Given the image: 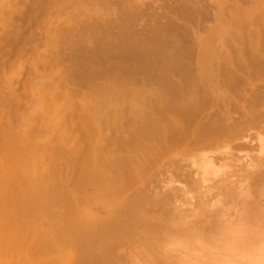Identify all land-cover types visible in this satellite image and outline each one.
<instances>
[{"label":"bare ground","instance_id":"bare-ground-1","mask_svg":"<svg viewBox=\"0 0 264 264\" xmlns=\"http://www.w3.org/2000/svg\"><path fill=\"white\" fill-rule=\"evenodd\" d=\"M12 1L0 0V14L9 12ZM43 1L49 4L53 0ZM124 1L128 0H55L68 28L53 32V36L56 35L61 48L73 49L66 56L65 86L75 95L97 98L104 106L113 95L124 102L128 93L122 88L138 83L143 91L133 94L135 105L152 99V114L138 120L139 110L135 105L129 109L116 105L97 124L96 108L90 115H80L75 124L64 116L58 119V114L47 117L42 114V101L49 97L53 87L43 84L41 91L32 97L35 107L19 126L13 127L6 124L10 115L3 109L7 102L3 92V101L0 99V264H111L119 249L127 253L128 264H264V172L249 183L234 187L223 178L222 168L206 151L185 154L198 174V184L174 206L169 219L148 212L134 199L135 187L153 168L159 151L167 154L175 151V144L186 137L180 138L178 132H185L186 126L190 128L203 109L219 100L220 90L232 93V99L236 95L238 98L243 89H240L241 79L258 74L260 78L264 73H261L264 0H252L253 9L244 7L246 0L233 1V9L229 8L234 15L225 10L229 0H214L220 13L228 12L232 18L223 22L221 14L225 24L219 18L213 29L195 40L192 51H184L177 40L170 39L163 29H167L164 23L151 30L160 35L153 41L154 51L147 47L144 37L133 40L130 36L124 40L105 36L107 30L101 22L111 15V5L121 6ZM34 2L38 3L33 1V6ZM185 5L182 9L191 21L203 17L204 11ZM131 9L127 15L133 18L136 14ZM178 9L181 11L179 6ZM8 34L4 36L7 39L11 33ZM251 43L259 49L248 50ZM138 46L144 49L139 51ZM151 52L156 53L154 66L147 57ZM187 55L191 60L194 57L195 67L206 69L202 75L193 70ZM218 57L221 65L215 61ZM246 80H243L245 84ZM8 86V90L1 86L2 91H11ZM224 116L220 117L224 119ZM204 127L199 128L204 130ZM156 141L162 143L158 151L154 144L158 146L160 142ZM120 147L124 155L118 158L115 150ZM209 147L212 148L211 143L205 148ZM214 150L229 155L227 144ZM256 150L264 156L261 143L256 144ZM178 155L173 161L182 165L184 158ZM212 187L224 192L211 201H204L206 191ZM96 202L107 208L106 217L96 216Z\"/></svg>","mask_w":264,"mask_h":264},{"label":"rangeland","instance_id":"rangeland-1","mask_svg":"<svg viewBox=\"0 0 264 264\" xmlns=\"http://www.w3.org/2000/svg\"><path fill=\"white\" fill-rule=\"evenodd\" d=\"M33 1L35 0H13L12 6H10L9 8V12L7 10L5 13L0 14V47L2 46V48H0V96L3 92H5L2 96H5V101H9L8 103L11 104L9 105L7 102H3L5 103L3 107L4 111L6 110L5 113H8L10 115L9 119H7L6 124L12 125L13 127L14 124H16V127L22 123L23 117L30 110H32V108L35 107L34 103H36V101H33L32 97L38 91H41L40 89L43 88V84H49L50 87H53L50 95H48L49 97L47 98L46 96L43 99L44 102L42 101V114L47 117H55L58 114V119L64 116L65 118H68L69 121L75 124L78 122L80 115H90V113H93L96 108L98 111V115L97 119H95V122L97 124L99 122V119L108 111V109H111L116 105H124V108L126 107L127 109L133 108L132 106L137 103L133 97V94H139L143 89V86L138 83L127 85L122 88L123 92L128 93V96L124 102L120 100L118 101L117 95H113L109 96L108 103L104 106L100 104V100L91 95H75V93L73 94L67 89L64 81V78L67 77V74L65 73L64 69L68 66V59L66 56L72 54L73 49H68L67 46L66 48H61L55 37L56 35L53 36V32L61 31L63 29L65 30L68 28V25L64 21V14L60 13L61 11L58 7V3L55 2V0H51L52 2L49 4L43 3L45 2L43 0H36L38 3L34 2V6L32 3ZM233 1H236L235 3L238 2V0H232V2H230L229 0V3L226 2L225 10L230 11L229 13L224 11L226 14H230L231 12L234 13V11L230 10L229 8L233 6ZM246 1L247 2L244 7H251L250 3H252V0ZM187 2L188 0L124 1L122 4L123 6L111 5V15L107 16V19L102 21L101 25L106 27L107 31H105V36H111V38H114L116 36L117 38L121 37L125 40L128 37L132 36L134 40L144 37L148 41L147 47L149 46V49H153L152 51H154L156 44L153 41H156L157 37H159L160 35H156L154 31L151 30L154 27H158V25L164 23L167 25V29L166 27H164L163 29H165V33L170 36V39L177 40L182 45L184 51H192V46H195V40L204 37L206 35V32H208L211 28L213 29L215 23L219 18V22H222L223 18L224 22L225 19H227L228 17L232 18L231 15H234L232 13L230 16L222 12L220 13V10L217 9V5H215L216 3L214 0H189V4ZM230 3H232V5ZM184 4H187L190 7L195 8L196 10L204 11L206 13L205 14L203 12L205 16L203 15V17L201 18L197 17V20L195 19L194 21V19H192L191 21L189 14L185 13L186 11L182 9V5L184 6ZM178 6L181 8V11H179ZM33 7L40 10L38 11L36 9H33ZM44 8H46L45 11ZM129 8H132L131 10H133L136 14L135 16H133V18L129 17L130 14L127 15V11L129 10ZM253 8L254 7L252 5L251 9ZM41 9H43V12H41ZM231 9H233V7ZM221 14L224 16L222 19ZM120 16H122L123 18ZM119 17L120 20L123 19L124 23L116 22V20L120 21ZM126 17H129L130 19L128 18V20H126ZM199 19H201V22ZM128 21H131V24H128L130 23ZM223 22L222 24H225ZM125 24L127 25L126 28L130 26L129 30L128 28L126 30V28L124 27ZM13 28L14 32H10L11 30L13 31ZM7 31L10 32L11 35L13 34V37L10 35V33L8 34ZM14 33L17 34L14 35ZM6 34L10 35V38H5L4 36H6ZM16 35L17 38H14ZM11 38L12 42L7 41ZM3 39L7 40L4 41ZM13 39H15L16 41ZM2 40L5 44L7 43L6 45L8 47L3 44ZM150 40H152L151 43ZM133 43L136 42L134 41ZM83 44L87 43L83 42ZM254 44L255 43H251V47H247L248 50L253 48V50L255 49V51H257L256 49L258 48V45L256 46V44ZM152 46L154 48H152ZM147 47L145 44V49H147ZM136 49L140 51L143 50L144 47L142 48L138 46L136 47ZM253 50L252 52H254ZM248 52H246V54H248ZM147 57L151 61L152 66H154L156 62V53H148ZM216 59L215 61H217L219 65H221V58L218 57ZM186 60L190 62L191 67L193 66L192 68L196 71V73H200L202 75V73L205 72V68L198 69L197 67H195V64L193 63L195 61L194 57L191 60V56L187 55ZM263 72L264 68L262 69L261 73ZM260 76V78H258L259 74L256 77L251 76V78L254 77L253 79L248 76L244 79L240 78V89L243 88L242 91H240L242 98L241 96L237 98L236 95V98L232 99V93L226 94L224 90H220L219 95L223 94L222 96H224V98L220 95L219 100L214 102L215 104L212 103L213 105L210 104L205 109H203L198 114V118L195 120V122L190 124V128L188 125L186 126L187 128L185 127L186 130L184 131L188 134L181 130H178V135H180V138L186 136L182 138V140H180L181 143L179 141L175 144V146L177 145L176 149H178L179 151L175 149V151L173 150V152H170L171 155L169 153L167 154L166 152L162 153V150L159 151L160 156L155 159V163L152 166L153 168L149 169L147 175L135 187L134 190V199L135 201L137 200L136 202L141 208H145L148 212L158 214L164 220H167L172 216L174 206L184 199L186 193L194 190L197 187L198 174L191 166V164L187 162L185 154H195L206 151V155L211 157L212 160L216 162V165H220L219 167L222 168V175L224 174L223 178L225 176L226 180L228 182H231L230 186L234 187L243 184L245 185L252 181L253 178L261 175L264 172V160H261L264 156H261L258 150H256V144L261 143L262 147H264V73ZM219 78L220 77H218V79ZM248 78H250L252 82ZM220 79L222 80V76ZM245 79H247L246 81L248 83L251 82L249 84L251 87L247 85V82L245 84V81H243ZM174 80L176 81V77L173 78V81ZM3 84H6V86ZM7 85H9L8 87L12 88H9L11 89V91H2L3 89L8 90ZM1 86L3 87V89ZM248 87L251 89L250 91ZM246 88L248 89L246 90ZM261 93L262 95H259ZM224 94H226L227 98H225ZM8 95L9 97H11L8 98ZM2 96L0 99L3 101ZM248 99L250 100V102ZM144 100H141V103L135 105V107H137V109L139 110V113L137 115L138 120L146 119L152 114V99H146L145 102ZM221 100H224V102H222ZM252 101H254V103H252ZM13 102L16 103V106L15 104H13ZM246 102L249 105L246 104ZM224 103L227 105H225ZM241 103L242 107L240 106ZM255 103L256 105H254ZM57 110L60 112L58 113ZM221 113H225V116ZM222 115L224 116V119L221 118L223 117ZM5 116L6 118L8 117L7 114H5ZM1 120L3 119L1 118ZM8 120L10 121V123H12L8 124ZM214 121L217 123H215ZM36 123L38 125V122ZM197 127L199 130L196 129ZM199 127H204V130L205 128H209L205 130L207 131V133H205L204 130H200ZM76 136L79 140L80 137H78L79 134L77 135V132ZM159 142H157V144ZM210 143L212 144V148H205L207 144ZM161 144V142L158 144V146L154 144V148L156 151L160 149V147L162 146ZM225 144H227L229 147V155L221 152L218 153V150H214L216 147ZM70 145L71 147H74L75 144L71 143ZM121 148L122 147L115 150V154H117L118 158L124 155V152H122L123 148ZM177 151L179 154H181L180 156L184 158L182 160V165L180 163L176 164V162L173 161V158L179 156ZM223 192L224 191L221 190V188L212 187L211 189H208L206 191V199L204 201H211L212 199L220 196ZM94 210L95 213L97 212V217H101L103 215L101 218H104L106 217V214H108L107 208L100 205L99 202L95 203ZM127 228H130L129 224L127 225ZM121 250L119 249L117 251V253L119 252L116 255L118 259L114 257L116 258V260H120L116 261L113 259L114 261L112 260L111 264H115V262H117V264H128V255L125 251L122 250L124 252L123 253Z\"/></svg>","mask_w":264,"mask_h":264}]
</instances>
